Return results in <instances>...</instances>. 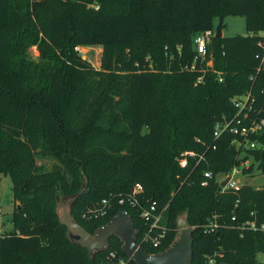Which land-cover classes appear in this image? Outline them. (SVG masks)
Wrapping results in <instances>:
<instances>
[{
	"label": "trees",
	"instance_id": "16d2710c",
	"mask_svg": "<svg viewBox=\"0 0 264 264\" xmlns=\"http://www.w3.org/2000/svg\"><path fill=\"white\" fill-rule=\"evenodd\" d=\"M226 16L244 18L247 34L213 37L212 68L203 74L198 62L186 70L197 56L195 36ZM32 46L38 62L27 55ZM92 46L102 48L99 69L75 50ZM263 55L264 0H0V175L10 177L21 204L12 233L0 236V264H135L114 236L93 258L71 243L55 212L68 198H76L70 217L90 234L126 211L147 254L171 245L186 214L192 264H264L256 263L264 232L230 227L252 220L251 213L264 222V186L221 193L217 177L240 161L235 136H212L217 120L237 114L236 96L250 93L251 115L264 118ZM250 141L258 147L245 150L253 160L245 173L257 164L264 175V131ZM185 151L203 159L183 169ZM48 158L60 166L44 171L37 160ZM137 183L140 203L165 208L155 248L143 242L149 227L135 208L86 215ZM213 216L221 226L206 232Z\"/></svg>",
	"mask_w": 264,
	"mask_h": 264
},
{
	"label": "built area",
	"instance_id": "2783aa9c",
	"mask_svg": "<svg viewBox=\"0 0 264 264\" xmlns=\"http://www.w3.org/2000/svg\"><path fill=\"white\" fill-rule=\"evenodd\" d=\"M215 37L214 30H207L199 33L195 36L193 42L197 52V56L194 58L192 64L186 68L188 71H194L196 69V64L199 62L201 67V73H205L207 69L212 68L211 56H207V46L211 43V39ZM78 51V47L75 48ZM208 57V58H207ZM204 65V66H203ZM262 69L264 70V55L262 57ZM218 81L222 82L220 73H217ZM202 76L199 77L196 83L202 82ZM231 102L238 109L237 114L230 120L222 119L217 120L214 124V129L212 132L213 142H216L224 133L232 134L236 137L233 142V149L237 150L236 160L240 161L239 167H234L232 170L225 174L219 175L217 177L218 183L220 184L221 193L225 191L238 192L245 184H242L239 178L242 175L243 170H248L249 168V158L246 157V151L249 149L257 148V143L250 141L251 137L260 135L264 131V118L260 117V112H254L251 115L252 105L255 102L254 98L251 97L250 93L243 96H236L231 99ZM198 141V140H197ZM212 149L216 148V145H211ZM208 147L207 149H209ZM244 153V157L241 154ZM196 159L198 163L203 159V155H197L193 151H185L181 153L179 157L178 164L181 168H186L188 166L189 160ZM247 167V168H246ZM204 177L211 178L210 172H205ZM226 182L224 187H221L222 182ZM202 186L207 185V181L201 183ZM143 194V187L141 184L137 183L133 186L130 193L122 194H109L107 197L103 198L96 208L88 209L87 216L90 219L101 218L109 213L111 209L116 206H127L130 208H135L138 211L139 218L142 219L146 224H148V231L143 237V242L149 243L154 248L158 247L160 244V239L163 236V231L158 233L157 236H152L154 231L160 230V223L162 220L163 212L165 208H158L156 201H146L144 204L140 203L139 197ZM253 217L252 220H248L240 225H231L232 229H237L240 231H251V232H264V222L257 224L254 213H251ZM85 217V216H84ZM231 222H235V217L231 218ZM221 225L216 221V216L206 225L203 226L206 232H213L218 229ZM111 258H115V253H110ZM119 264H127L125 260H119ZM209 264H213L210 260Z\"/></svg>",
	"mask_w": 264,
	"mask_h": 264
},
{
	"label": "water",
	"instance_id": "95a60500",
	"mask_svg": "<svg viewBox=\"0 0 264 264\" xmlns=\"http://www.w3.org/2000/svg\"><path fill=\"white\" fill-rule=\"evenodd\" d=\"M215 37H222L220 24L215 30ZM225 183V181L222 182L221 187H224ZM75 199H67L68 201L61 207L62 218H59L60 224L65 226L74 236L73 240H70L67 234L71 243L80 245L85 249L94 250V253H96L105 250L108 247L109 238L114 236L121 241L123 254L128 258H132L135 264H192L193 228L189 226L187 219L185 226H182L181 232L177 233L175 240L166 250L150 255L137 244V231L134 229L133 219L126 211L118 212L105 225L96 229L93 234H90L82 227L76 225V221L70 217V206ZM58 209L59 204L57 211ZM69 217L74 223L69 220ZM178 221L179 218L177 220V228Z\"/></svg>",
	"mask_w": 264,
	"mask_h": 264
},
{
	"label": "rangeland",
	"instance_id": "374dc122",
	"mask_svg": "<svg viewBox=\"0 0 264 264\" xmlns=\"http://www.w3.org/2000/svg\"><path fill=\"white\" fill-rule=\"evenodd\" d=\"M219 24L221 25L222 37L224 38H229V37H234V36H245L247 34L246 28H245V21H244V18L242 17L226 16L222 20L216 17L213 20L214 31L216 30ZM76 52L80 54L83 60L88 61L92 67L96 69L100 68V60H101V53H102L101 47L99 46L79 47L78 51ZM27 55L34 62H38L39 53L35 46L29 47L27 49ZM241 156L244 157V153H242ZM252 161L253 160L249 158L248 160L249 167L252 164ZM37 163L41 165L44 171H51V169L54 166L55 167L60 166V164L55 159H52V158L38 159ZM245 172H246V169L242 171V175L239 176V178L242 181V184L249 185L256 189L262 188L264 186V175H262L260 170L257 168V164L256 165L254 164V168L250 173H245ZM66 201L68 200L65 199V200H61L58 202L59 204L58 211H57L58 204L56 205L55 212H56V216L58 218L59 223H60V219L62 218L61 217L62 216L61 207L62 205L66 203ZM20 208H21V204L12 198L10 177L9 176L4 177L0 175V236L12 233V229H13L12 215L15 213H18V211H20ZM186 219H187L186 214H182L179 217V221H178V232L179 233L181 232L182 226H185ZM69 220L72 221L70 217H69ZM75 224L81 227L77 222H75ZM67 234L69 236V239L73 240L74 236L66 228V235ZM86 250H87L88 257L93 258L95 254L94 250H91V249H86ZM263 261H264V255L258 254L256 257V263H260Z\"/></svg>",
	"mask_w": 264,
	"mask_h": 264
}]
</instances>
